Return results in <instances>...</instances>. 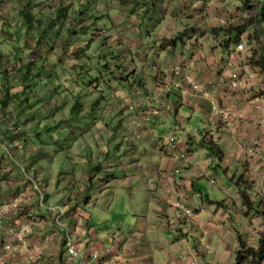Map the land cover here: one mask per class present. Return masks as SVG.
<instances>
[{
    "label": "crops",
    "instance_id": "0c3cea01",
    "mask_svg": "<svg viewBox=\"0 0 264 264\" xmlns=\"http://www.w3.org/2000/svg\"><path fill=\"white\" fill-rule=\"evenodd\" d=\"M206 1L58 0V4H62L68 12L67 17L70 9L74 11L73 14L79 13L76 17L79 19L71 22L74 31L77 30L76 23L81 24L87 34V28L96 26L92 32L94 35L109 37L104 38L101 51L119 52L125 65L130 64V61V66L133 67L125 77L120 73L125 71L126 66L114 77L104 78L108 82L107 88L111 90L110 99L102 95L104 100L96 102L97 109L102 107V102L112 108L109 112L111 118L114 109L120 113V109H123L129 115V124L121 122L119 127L120 131H124L122 140L128 144L129 154L119 159L120 163L116 165L118 169L114 168V162L109 161L118 158L120 150L117 145L114 155L107 163L102 162V157L92 151L90 161L83 156H72L64 164L65 168L61 173L62 178L69 180L66 197L58 203L67 204L62 223L69 226L73 237L80 242L84 241L90 251L96 248L101 253V259L95 264H202L200 259L207 258L211 242H221L216 231L224 224V219L227 220L226 216L230 215L227 210L232 205L222 201L215 206L210 203L209 196L205 197L197 190L195 178H192L194 170L202 172L201 177L207 179L217 174V170L213 169L216 157L208 152L202 142L213 141L221 148L224 158L219 161L217 168L222 170L229 148L233 150L229 156L237 158L243 166L249 165V170L258 169L261 160L259 154L264 156V76L258 74L257 67L253 68L247 63V49L243 53H234L235 46L244 43H235L236 32L220 33L214 30V26H217L214 22L220 21L224 23V27L230 26L245 19L248 12L245 11L242 0ZM75 3L82 7L77 9ZM87 4L89 7L94 6L92 12L84 11V8L88 9L85 7ZM35 6V10L43 14L49 9L48 2L43 0ZM101 10L104 11L102 15L99 14ZM95 14L97 17H94ZM100 16L107 17L110 22L95 21ZM1 42L0 39V45ZM86 42L89 44L90 40ZM136 57L141 61V67L137 64ZM227 59L234 61L240 70L241 79L232 80L229 77L224 68ZM146 63L154 64V73L149 71ZM175 68L180 69L182 76H189L215 99L224 114L212 112V99L209 97L195 99L191 94L172 92L161 96L159 101H153L154 93L161 89L166 77L173 79ZM247 70L256 72L254 81H249L244 76ZM143 75L150 77L153 87L151 92L147 87L150 84L142 78ZM139 80L141 84L137 85L136 81ZM21 88L24 91L25 86L21 85ZM10 89L11 93L21 92L14 91L11 87ZM2 99L3 92L0 89V103ZM50 101L46 107H42L47 113L46 128L51 123H59L55 118L63 115L60 121L75 118L76 121L72 122L76 129L61 127V136L65 135L66 128L73 133L75 130L76 133L80 132L78 116L68 117L65 113H60L63 108L60 109L58 105L53 108L54 104ZM64 104L66 110L69 109V102L65 101ZM157 104L160 109L156 107ZM184 105L192 109L193 117L195 112L203 115L208 128L201 130L202 127H198L190 132L186 119L181 115ZM153 107L159 110L158 115L152 117L147 125L143 124V118ZM16 110L8 105L5 111H0V139L9 146V152L0 148V206L5 203L12 206L5 217L6 223L28 220L34 223L27 248L15 264H77L76 260L70 259L65 253L63 227L56 224L54 213L41 204L39 196L43 195L45 205H56L50 202L47 194L51 188L48 177L38 180L39 170H42L43 165L38 162L35 153L31 158L20 153V148L27 147L34 133L32 121H21L20 112ZM111 118L105 117L102 120L108 129ZM180 131L184 132V137L179 135ZM169 135L177 137L180 151L186 155L179 165L168 160L165 138ZM57 137L52 136L50 141L54 139L56 142ZM115 142H118L116 136ZM59 147L65 149L63 144ZM53 153V149L48 148L42 160L50 164L54 159ZM126 162L132 166L131 175L126 169ZM175 166L182 169L179 177L186 193L184 202L192 205L198 213L192 225L182 228L174 217L173 205L178 196L165 185L161 176V171L174 169ZM118 175L139 185L144 203L136 202L135 210L128 213L119 204V199L114 205L119 206L120 213H113L112 205L108 201L104 202L107 203L106 208L102 207L101 211L106 209L107 216L104 221L94 225L93 213L87 211V207L94 206L96 202L92 194L94 183L99 180L101 189L98 193L106 194L105 191L110 188L109 181L119 179ZM235 179L236 177L232 183ZM249 180H253L251 176ZM196 193L201 194L200 199L194 196ZM239 195V191L234 192L231 198L238 201ZM17 197L19 202L16 203ZM138 199L142 200L139 196L136 201ZM112 200H115L114 196ZM82 201H85L84 207L81 206ZM206 202L210 206L206 207ZM102 228L108 231L103 233ZM3 242L4 235L0 232V252ZM108 247L112 248L111 252L106 250Z\"/></svg>",
    "mask_w": 264,
    "mask_h": 264
},
{
    "label": "rangeland",
    "instance_id": "374dc122",
    "mask_svg": "<svg viewBox=\"0 0 264 264\" xmlns=\"http://www.w3.org/2000/svg\"><path fill=\"white\" fill-rule=\"evenodd\" d=\"M0 1V39L2 41L0 46L2 51L5 52L4 57L0 59V89L3 90V86L6 84L14 91H21V85L25 86L24 91L16 95L19 98L9 104L10 107L17 109L18 113L20 112L19 119L21 121L27 119L32 121L34 136L31 139L29 138L27 147L20 148V153L28 158H31L33 153L37 155L38 162L43 165L42 170H39L38 180H43L45 176L48 177L51 182V188L47 192L48 197L52 204H58L66 197V189L69 186V180L62 178L61 175L65 168L64 164L69 162V157L83 156L90 161L92 151L95 155L102 157V162L106 161L107 163L110 157L114 155L117 145L120 150L118 158L109 161L114 162V168L118 169L116 165L120 163L119 159L129 154V146L122 140L124 131L119 130L121 122L124 125L129 124V115L125 114L126 112L123 109H120L122 110L121 113L119 110L114 109L111 118L109 114L111 107L102 102V107L97 109L96 102L104 100L102 95L110 99L111 90L107 88L108 82L104 78L114 77L126 66L125 71L120 73L125 77L133 67L130 66V61V64L125 65V60H123V56L119 55V52L101 51L100 47L103 46L102 42H105L104 38L108 39L109 37L107 35L99 37L97 33V35H94L92 32L97 28L96 26L87 28L89 34L83 31L81 24L77 25V23V30H71V22L79 19L76 18L79 13L73 14L74 11L70 9L71 6L69 7L70 10L68 9L69 16L64 19L58 15L57 6L60 4H58V0H48L49 9H47L46 16L52 18L55 24L50 29L45 28V30L40 31L30 28L29 24H25L20 8L22 0ZM43 1L45 2V0ZM243 1L245 11L248 12L247 17L238 20L235 24L225 26V31L221 30L224 28V23L214 22L217 25L214 26V30L220 33L236 32L240 39L235 43L242 41L246 44L249 56L247 63L253 68L257 67L258 74L264 76V60L262 59L264 33H262L261 26L256 22V18L264 6V0ZM206 2H210V0ZM75 7L80 9L82 5L75 3ZM85 7H88V9L84 8V11L92 12L94 10L93 5L89 7L87 4ZM103 13L104 11L101 10L99 14L102 15ZM94 17H97V14ZM85 19L87 20L86 17ZM95 21H98V23L110 22L107 17L102 16L98 19L95 18ZM63 26L68 27L63 28ZM87 40H90L89 44H87ZM135 60L141 67V61L137 57ZM146 64L149 71L154 73V70H156L154 64ZM147 66L144 68L146 69ZM113 68L114 70L117 69V72ZM134 69L136 72V68ZM29 77L32 79L30 80ZM142 78L149 82L150 85L147 87L151 92L153 87L150 77L143 75ZM136 82L137 85L141 84V80ZM172 92L177 94L178 91L173 88ZM158 94L159 91L154 93L153 98L151 97L154 99L153 101H159L160 97L156 98L159 96ZM49 100L54 104L53 108L56 105L60 106V109L63 108L60 113H65L68 117L71 115L78 116L77 121L80 123V132L76 133L75 130V133H73L72 130L66 128L65 135L61 136V127L69 126L76 129L75 124L72 122L75 118L70 117V120L62 119L60 121L59 119L63 115L55 118L59 123H51L50 127L46 128L47 113L42 107H46ZM65 101L69 102V105H67L69 109L67 110L64 107ZM109 101L111 102V100ZM156 107L160 109L158 104ZM181 115L186 119V126L190 132L198 127H202L201 130L208 128V123L205 122L203 115L195 112L193 117V111L187 105L182 107ZM105 117L112 119H110L109 129L102 121ZM179 135L181 137L185 136L183 131H180ZM52 136L57 137L56 142L54 139L50 141ZM115 136L118 138V142H115ZM76 137L77 139L74 140ZM60 144L65 146L64 150L59 147ZM48 148L53 149L55 152L53 153L54 159L50 164L42 160L43 157L45 158L44 155H46ZM227 153L228 156H226V160L224 159V170L217 168L220 163L219 159L215 158L213 169L217 170L216 175L213 174L207 179L201 177L202 172L198 173L197 169L192 172V178H195V183H197V190L205 197L209 196L210 203L215 204V206L222 201L232 204L229 206V211L227 210L230 215L226 216L227 220L224 219V224L216 231L221 242L216 244L211 242L209 246L210 253L207 258L200 259L202 264H208V262L209 264H236V257L240 250L239 240H242L248 247L257 250L264 234V156L262 153L259 154L261 160L258 169L249 170V165L243 166V163H239L237 158L229 156V153H233L231 148L228 149ZM126 169L129 170L128 174L131 175L132 166L128 162H126ZM119 175V179L109 181L110 188L105 191L106 194L101 195L98 193L101 189V183L99 180L95 181L94 191H92L94 201H96L95 205L86 206L87 211L93 213L92 223L94 225H98L102 220L104 221L107 216L105 214L107 213L106 209L101 211L102 207L106 208L107 203L104 202L108 201L112 205L113 213H120L119 206L115 207L114 205L119 199V204L123 205L128 213L135 210L136 202L141 201L144 203V195L139 185L129 178ZM249 176L253 180H249ZM234 177H236L234 182L242 180L241 186L246 189L252 206L245 205L241 195L238 196L240 197L238 201L231 198L234 192L238 193L236 185L232 183ZM130 191H132V194ZM113 196L115 197L114 201L112 200ZM138 196L142 200L138 199L136 201ZM81 203V206L84 207L85 201ZM205 206L208 207L210 204L206 202ZM111 219L114 218L111 217ZM107 231V229L102 228L103 233ZM242 257L243 259L246 258L245 251ZM244 263L252 264L251 258L247 262L244 260Z\"/></svg>",
    "mask_w": 264,
    "mask_h": 264
},
{
    "label": "built area",
    "instance_id": "2783aa9c",
    "mask_svg": "<svg viewBox=\"0 0 264 264\" xmlns=\"http://www.w3.org/2000/svg\"><path fill=\"white\" fill-rule=\"evenodd\" d=\"M246 50L245 43H239L235 46L234 53H243ZM224 68L228 71L229 77L232 80L241 79V73L238 67L235 65L234 61L227 59L224 65ZM173 79L171 77H166L164 84L159 90V96L161 97L166 93H172L173 88H175L180 94L186 95L191 94L195 99H201L209 97L202 88L192 81L189 76H182L180 69L175 68L173 72ZM247 80L254 81L256 79V72L247 70L244 75ZM186 83H185V81ZM264 87V82H263ZM205 94V95H204ZM212 99V98H211ZM154 100V99H153ZM212 112L218 115H223L224 110H222L217 101L212 99ZM159 110L155 107L150 108L148 113H146L143 118V124L147 125L152 117L157 116ZM165 145L168 150V160L175 165H179L183 159H185V153L180 151L179 141L176 136L169 135L165 138ZM0 148L5 149L9 152V146L1 141L0 139ZM2 168L0 164V169ZM182 172L180 167L175 166L174 169H164L161 171V176L165 185L172 189L174 194L178 196V199L174 203V217L178 220L180 228L185 226H190L193 224L195 217L198 215L197 210L189 204L184 202L186 193L182 187V179L179 177ZM196 198H201L200 193L194 195ZM41 204L46 206V208L54 213V220L56 224H59L63 227L64 230V246L65 253L70 259L76 260L77 264H95L98 263L101 259V253L93 248L90 251L87 247V244L84 241L76 240L70 232V227L62 223L64 214L66 213L67 204H56V205H45L44 196H40ZM15 202H19V198H15ZM12 206L9 203H5L0 206V232L4 235V242L2 250L0 252V264H15L18 262V258L23 254L28 245V237L30 231L33 228V221L28 220L26 222L17 223H6L5 217L9 214ZM261 240L264 243V234L262 235ZM111 247H108L106 250L111 252ZM257 264H264V261Z\"/></svg>",
    "mask_w": 264,
    "mask_h": 264
},
{
    "label": "trees",
    "instance_id": "16d2710c",
    "mask_svg": "<svg viewBox=\"0 0 264 264\" xmlns=\"http://www.w3.org/2000/svg\"><path fill=\"white\" fill-rule=\"evenodd\" d=\"M41 0H22V5H21V15L23 17V20L25 24H29L30 28L37 29V30H45L51 28L55 23H53L52 18L49 16H46L48 11H46V14H43V12H37L34 8L35 4L37 7L39 5ZM48 1V0H45ZM243 1V0H242ZM244 2V1H243ZM1 3V1H0ZM262 5V4H259ZM43 7V6H42ZM54 11V10H53ZM57 11L58 15L63 17L64 19L67 18L66 14V9L63 7L62 4H59L57 6ZM74 21V20H73ZM72 21V22H73ZM256 22L259 26H261L262 33H264V6L261 8L260 13L258 14L256 18ZM71 30H74L71 28ZM221 30H226V28H222ZM239 36H235V42L239 41ZM5 42V41H3ZM264 51V50H263ZM5 52L2 51L1 46H0V59L4 57ZM262 59L264 60V52L262 53ZM86 63V62H85ZM110 69V68H109ZM114 70V68H113ZM117 72V69L114 70ZM115 74V73H114ZM29 79H32L29 77ZM27 79V80H29ZM26 83V81H25ZM3 99L0 103V111H5L6 107L10 104V102H13L17 97L16 95L19 93H11V89L8 87V85L3 86ZM203 146H205L210 154L215 156L216 158L219 159L221 162L224 158L223 151L221 148L215 144L213 141H203L202 142ZM234 182V181H233ZM242 180L240 179L239 181H235L234 184L236 185V188L240 192V195L242 197V201L245 205H250L252 206V203L249 201V195H247L246 189L241 186ZM239 245H240V250L237 254L236 257V264H245L244 260H247L251 258L252 264H257L261 263L264 261V243L261 240L259 243V248L256 250L254 248L248 247L242 240H239ZM246 254V258L243 259V254Z\"/></svg>",
    "mask_w": 264,
    "mask_h": 264
}]
</instances>
